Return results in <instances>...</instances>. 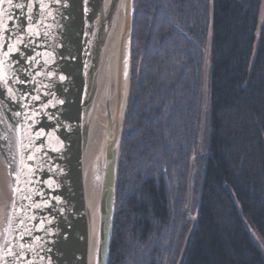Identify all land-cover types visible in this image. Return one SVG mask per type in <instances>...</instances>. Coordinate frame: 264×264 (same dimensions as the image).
<instances>
[{"label":"trees","instance_id":"1","mask_svg":"<svg viewBox=\"0 0 264 264\" xmlns=\"http://www.w3.org/2000/svg\"><path fill=\"white\" fill-rule=\"evenodd\" d=\"M262 2L134 0L108 264H177L191 226L208 43L197 223L183 264H264Z\"/></svg>","mask_w":264,"mask_h":264},{"label":"water","instance_id":"2","mask_svg":"<svg viewBox=\"0 0 264 264\" xmlns=\"http://www.w3.org/2000/svg\"><path fill=\"white\" fill-rule=\"evenodd\" d=\"M133 5L0 0V264H108L130 96ZM208 56L209 43L187 182L191 226L177 264L197 223L190 207Z\"/></svg>","mask_w":264,"mask_h":264},{"label":"snow or ice","instance_id":"3","mask_svg":"<svg viewBox=\"0 0 264 264\" xmlns=\"http://www.w3.org/2000/svg\"><path fill=\"white\" fill-rule=\"evenodd\" d=\"M12 79H13V82H14V83H21V82H22V81H19V80L15 79V78H12ZM8 80H9V77H7L6 75L3 76V83H7ZM8 91H11V89H9ZM11 98H12V97L10 96L9 99H11ZM16 115H20V114L17 113Z\"/></svg>","mask_w":264,"mask_h":264},{"label":"rangeland","instance_id":"4","mask_svg":"<svg viewBox=\"0 0 264 264\" xmlns=\"http://www.w3.org/2000/svg\"><path fill=\"white\" fill-rule=\"evenodd\" d=\"M262 5H264V0H263V2H262ZM262 7V6H261ZM263 13H264V9H263ZM262 20H263V15H262ZM262 20H261V24H262ZM261 26V25H260ZM133 29H134V23H133ZM133 34V33H132ZM192 186H193V184H192Z\"/></svg>","mask_w":264,"mask_h":264}]
</instances>
